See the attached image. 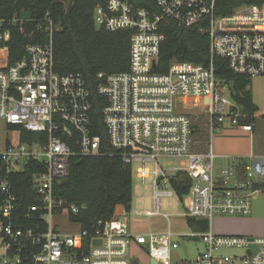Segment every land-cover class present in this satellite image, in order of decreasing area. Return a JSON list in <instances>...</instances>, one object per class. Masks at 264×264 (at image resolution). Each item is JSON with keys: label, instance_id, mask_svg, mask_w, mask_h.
Here are the masks:
<instances>
[{"label": "built area", "instance_id": "1", "mask_svg": "<svg viewBox=\"0 0 264 264\" xmlns=\"http://www.w3.org/2000/svg\"><path fill=\"white\" fill-rule=\"evenodd\" d=\"M215 2L98 0L93 10L97 28L131 34L127 71L99 74L97 91L106 100L102 120L110 148L139 180L153 178L152 207L145 216L164 218L168 230L147 235L130 230L125 209L115 210L110 220L98 221L91 231L70 221L69 216L79 208L57 198L54 185L69 175L72 157L103 155L100 138L90 132V92L80 74L54 72L51 35L55 27L48 16L43 19L45 27L38 25L37 29L48 34L49 42L27 45L12 65L7 46L10 27L29 19L0 18V120L42 137L30 144L19 141L1 152L0 170L17 173L29 161L44 167L31 176L36 203L24 216L18 212V199L9 181L0 179V264H132V245L141 246L155 264H264V237L221 236L209 229L213 217L248 216L250 196L264 193V157H253L243 167L228 158L218 166L210 144L223 127L251 129L243 123L247 115L233 101L228 84L216 77L213 62L223 60L235 75L264 77V5L241 6L228 16L217 17ZM165 20L182 29L197 27L209 38L208 66L172 62L166 73L155 72L164 38L160 24ZM176 96L207 99L203 124L208 143L204 149L197 147L195 134L202 123L175 112ZM169 159L184 161L186 167L159 164ZM180 173L191 181L180 218L207 220L208 229L185 236L199 238L204 245L196 259L173 263L171 252L177 243L169 227L174 216L161 214L159 198L176 195L170 182ZM28 220L34 228L19 227ZM65 220L77 230L61 232ZM221 248H241L245 253L224 256L218 253Z\"/></svg>", "mask_w": 264, "mask_h": 264}, {"label": "trees", "instance_id": "2", "mask_svg": "<svg viewBox=\"0 0 264 264\" xmlns=\"http://www.w3.org/2000/svg\"><path fill=\"white\" fill-rule=\"evenodd\" d=\"M0 18L9 20L14 15L29 19L28 23L10 27L7 44L9 64H14L24 54L27 45L47 44L50 40L43 28L48 16L55 30L51 35L53 70L61 76L80 74L90 92V132L100 138L101 153L97 157L74 156L70 160L69 175L54 185L55 196L68 205L79 208L69 216L72 223L82 230L91 231L98 221L110 220L116 208L122 206L130 211L132 201V172L110 148L102 120L104 97L98 94L101 80L99 74L113 75L126 72L129 66L130 32H109L97 28L93 22V10L98 0H0ZM264 5V0H216L215 16L225 17L241 6ZM163 42L155 72L164 74L172 62L208 66L210 62L209 38L200 34L197 27L182 29L170 21L160 24ZM216 77L226 84L234 83L233 101L247 117L244 124H253L256 106L250 94L251 78L232 73L221 59L214 60ZM18 133L21 143L30 144L40 140L41 135L27 132L16 125H7ZM197 147L204 149L208 143L205 125L196 127ZM111 153L112 155L106 154ZM44 170L42 164L26 162L21 171L7 174L0 170V179H7L17 197L18 212L24 213L36 203L32 191L31 176ZM171 188L179 199L188 194L190 179L184 173L177 175ZM186 225L193 232H205L207 220L187 218ZM23 229L34 228L30 220L23 222Z\"/></svg>", "mask_w": 264, "mask_h": 264}, {"label": "rangeland", "instance_id": "3", "mask_svg": "<svg viewBox=\"0 0 264 264\" xmlns=\"http://www.w3.org/2000/svg\"><path fill=\"white\" fill-rule=\"evenodd\" d=\"M226 97L229 96L228 90H224ZM207 99L202 97L190 96H176L173 99L174 110L176 113L191 116L196 120L197 124L203 123V113ZM19 143L18 133L8 129L7 124L0 120V153L7 148L16 147ZM165 168H179L186 167V163L181 160L169 159L160 160L159 163ZM148 167L153 171V165L148 164ZM132 201L130 204V211L126 220L131 230L135 233L147 235L149 233H160L168 230L167 221L162 217H146L145 213L151 210L152 207V177L147 180H139L136 173L132 172ZM160 212L161 214L174 216L170 219L169 230L176 234L173 240L177 243V248L172 250V262H179L180 260H194L199 253L204 250V245L199 238H186V234L192 233L186 225V221L180 218L184 213L185 197L179 199L176 195L172 197H160ZM122 206H118L116 212L119 213ZM209 222V229L215 234L221 233L223 230V221L221 218L213 217ZM59 230L63 233L75 232L77 227L68 223L66 220L60 224ZM138 254L147 260L148 255L141 246H137ZM218 253L224 256H243L244 249L241 248H221Z\"/></svg>", "mask_w": 264, "mask_h": 264}, {"label": "crops", "instance_id": "4", "mask_svg": "<svg viewBox=\"0 0 264 264\" xmlns=\"http://www.w3.org/2000/svg\"><path fill=\"white\" fill-rule=\"evenodd\" d=\"M250 94L252 102L257 108L255 113L253 114L254 121L253 124H251V129L247 130L242 126H226L223 127L219 133L214 134L210 139L212 150L218 156V166L226 164L228 158L235 159L238 165L240 167H243L253 157H264V77L252 78L250 85ZM202 119H204V116L202 117ZM250 201L251 213L248 216L217 217L221 218L223 221V230L221 233L217 234L212 231L211 232L215 235L221 236L263 238L264 193L252 194L250 196ZM131 231L135 233V231ZM191 232L193 231L191 230ZM137 252V246L132 245L130 248V256L132 262L137 261L138 264H152L149 258H147L146 260L141 256L137 257ZM153 264L155 263L153 262Z\"/></svg>", "mask_w": 264, "mask_h": 264}, {"label": "water", "instance_id": "5", "mask_svg": "<svg viewBox=\"0 0 264 264\" xmlns=\"http://www.w3.org/2000/svg\"><path fill=\"white\" fill-rule=\"evenodd\" d=\"M153 68H154V65H153ZM228 87H229V89H230V91L231 92H233L234 91V83L233 82H230L229 84H228ZM252 250H253V252L255 253L256 252V247H252ZM151 263L153 264V261H151ZM132 264H138V262L137 261H134V262H132Z\"/></svg>", "mask_w": 264, "mask_h": 264}]
</instances>
